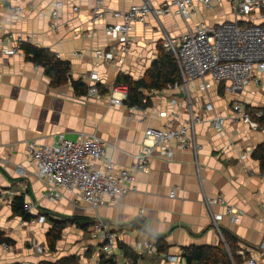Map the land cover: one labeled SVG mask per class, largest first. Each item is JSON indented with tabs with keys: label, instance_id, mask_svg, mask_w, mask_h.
<instances>
[{
	"label": "crops",
	"instance_id": "0c3cea01",
	"mask_svg": "<svg viewBox=\"0 0 264 264\" xmlns=\"http://www.w3.org/2000/svg\"><path fill=\"white\" fill-rule=\"evenodd\" d=\"M55 1L0 0V230L14 242L0 245V264H39L66 256H76L77 264H97L104 255L99 248L101 239L92 238L88 230L75 225H68L55 250L49 251L45 239L49 220L45 217L43 222L24 221L21 225L23 219L11 209L15 196L35 205L33 215L47 211L51 218L84 216L109 222L119 243L138 256L136 264H186L183 250L192 246H221L229 254L223 232L232 236L236 254L243 251L247 259L264 264V170L252 156L256 146L264 142V125L257 121L258 127L251 129L242 120H229L235 102L264 108V73L254 71L248 85L235 94L228 93L221 82L215 83L206 75L189 81L187 90L180 86L182 80L161 90H144L151 99L150 107L130 108L123 103L112 105L107 100L108 88L114 85L118 74L133 79L144 75L157 56L159 44L166 49V37H179L198 22L215 25L235 19L230 2H215L211 8L193 2L186 20L172 12L159 16L158 20L149 15L145 23H133L128 48L123 52L119 38L108 36L104 30L107 24L120 20L107 15L92 21L93 0H79L76 11L71 9L72 0H62L57 28L49 29ZM170 1L151 0V3L157 7ZM141 2L103 0L110 11H124ZM14 4L23 10L20 18L9 12ZM237 19L262 21L256 16ZM16 36L67 61L73 80L88 85L91 74H96L99 95H76L70 83L52 87L42 67L25 60L20 49L5 53V49L16 46ZM97 51L111 52L112 59L95 58ZM172 99L179 106L172 104ZM209 102L213 110L205 108ZM190 109L200 118L194 127L196 154L182 150L176 141L170 142L168 154L154 153L147 168L135 174L134 191L116 202L105 197L106 204L96 209L74 191H63L59 199L45 197V186L37 170L25 163L29 142L50 145L61 135L74 140L86 134L106 144L117 166H129L141 149L147 128L177 126L188 117ZM216 115L224 117L219 129L210 122ZM19 165L24 167L22 172ZM172 189L174 196L169 197ZM218 197L222 202L217 201ZM206 200L210 202L205 203ZM226 205L236 212V222L226 214ZM212 216H219L216 225ZM136 220L143 224V233L126 227ZM147 236L152 243L156 237L162 238L165 252L156 248L154 253L132 249L135 242ZM170 256L177 258L170 260ZM121 257L122 264H133ZM236 264L247 263L241 258Z\"/></svg>",
	"mask_w": 264,
	"mask_h": 264
},
{
	"label": "built area",
	"instance_id": "2783aa9c",
	"mask_svg": "<svg viewBox=\"0 0 264 264\" xmlns=\"http://www.w3.org/2000/svg\"><path fill=\"white\" fill-rule=\"evenodd\" d=\"M37 1V0H32ZM78 1L72 0L71 9L78 10ZM140 5L130 6L124 11H110L104 7L103 0H93L91 8V20L97 21L112 15L119 19V22L109 23L104 28L105 33L111 37H118L120 50L125 52L128 48V34L133 27V23H145L146 17L152 15L156 20L159 16L167 13H174L187 19L193 2L211 8L213 3L222 0H171L162 6H153L151 0H141ZM231 12L235 19L220 22L215 25H207L198 22L192 27H188L181 36L173 38L166 37L164 45L174 56L181 80L180 86L187 90L189 81L201 79L208 75L215 83H222L225 91L235 94L244 89L252 79L254 71L264 73V0H228ZM62 0H56L49 16V29L57 28L59 10L63 7ZM29 9H32L30 5ZM9 12L12 17L20 18L22 8L18 4L10 6ZM239 16H256L262 21L251 22L246 19L240 23ZM8 37V36H7ZM16 46L5 49L6 54H11L19 50V45L24 42L22 37H14ZM97 59H112L111 52L97 51L94 55ZM91 84L86 85L85 96H98L99 78L96 74L90 76ZM127 91L122 85H112L107 91V100L112 105H120L126 99ZM172 104L179 106L177 100L172 99ZM207 110H213V105L209 102L205 105ZM264 110L251 111L250 108L240 103H233L229 120L237 122L242 120L251 129H256L259 123L253 116L260 117ZM165 115V112H162ZM200 122V118L195 116L190 109L188 117L177 126L169 128H147L144 131V139L141 149L135 155L133 162L129 166H117L112 157L107 152L106 144L94 135H80L74 140L59 136L58 140L50 145H40L36 142H29L26 145L25 163L29 167H34L39 179L45 186L44 196L50 199L61 198L63 191H74L91 208L105 205L107 197L110 202H116L127 192L134 191L135 174L144 171L149 160L154 153L159 155L168 154L169 143L176 141L178 146L184 150L189 149L193 154L197 152V145L194 138V127ZM211 124L216 128H221L224 117L214 116ZM97 162L99 165H95ZM20 172L24 167L19 165ZM198 169V167H197ZM174 196V189L169 192V197ZM217 201L222 202L220 197ZM108 202V201H107ZM210 201L206 200L205 203ZM23 210L28 214L36 211L35 205L24 202ZM226 214L232 222L238 220L236 212L230 205H226ZM219 216H212L216 225ZM44 215L40 214L35 218L23 220L21 225L43 222ZM92 238H99L102 241L100 250L106 258H112L116 264H122V254L118 249L119 238L114 231V227L109 222L97 218L93 224L87 228ZM137 232L138 230L135 229ZM264 246V244H262ZM141 248L148 253L155 252V246L150 239L145 238L135 242L132 249ZM165 256L164 253H159ZM238 254L247 264H256L252 258L247 259L243 251ZM176 256H170V260H175Z\"/></svg>",
	"mask_w": 264,
	"mask_h": 264
},
{
	"label": "trees",
	"instance_id": "16d2710c",
	"mask_svg": "<svg viewBox=\"0 0 264 264\" xmlns=\"http://www.w3.org/2000/svg\"><path fill=\"white\" fill-rule=\"evenodd\" d=\"M242 23V21H240ZM19 49L23 52L25 60L34 65L41 66L43 73L49 79V84L52 87H59L70 83L76 95H85L87 86L81 80H73L70 77V68L67 61L58 58L55 53L47 48L36 47L30 43L22 42ZM157 56L152 61L150 67L145 71L144 75L139 79H133L129 75L118 74L114 85H122L126 88L127 96L123 104L127 107L146 108L150 107L152 102L149 96L144 94V90H161L168 86H172L181 81L180 72L175 58L172 53L166 50L159 44L157 47ZM252 112L260 110L258 108L248 107ZM264 110V108L262 109ZM253 119L264 125V113L259 118L253 116ZM252 156L258 160L259 167L264 170V142L256 146ZM24 200L22 196H15L11 200V209L13 214L21 217L23 220H29L32 215L23 210ZM50 223V227L45 233L46 244L49 251H54L57 241L60 239L62 231L68 225H75L81 229L87 230L92 224L93 220L84 216H63L58 218H51L49 212L45 211L43 214ZM128 229H137L139 233H143V224L136 220L126 224ZM225 236V243L229 249V254L221 246L217 247H187L183 250V257L186 264H218L220 262L236 264L241 257L236 254L237 246L233 241L232 236L223 232ZM148 237V236H147ZM149 239V237H148ZM14 242L7 237L3 231L0 230V245H12ZM153 244L157 251L165 252V243L162 238L156 237ZM121 254L126 257L133 264H136L138 256L126 245L118 243ZM238 255V257L236 256ZM18 264V263H15ZM39 264H77L76 256L61 257L55 262L41 261ZM97 264H116L112 258H106L101 255Z\"/></svg>",
	"mask_w": 264,
	"mask_h": 264
},
{
	"label": "rangeland",
	"instance_id": "374dc122",
	"mask_svg": "<svg viewBox=\"0 0 264 264\" xmlns=\"http://www.w3.org/2000/svg\"><path fill=\"white\" fill-rule=\"evenodd\" d=\"M95 209V208H94ZM30 215H32L34 218L37 216V215H39L37 212H36V215H33V214H30ZM44 218H45V216H44ZM97 219V218H96ZM96 219H94L93 221H95Z\"/></svg>",
	"mask_w": 264,
	"mask_h": 264
},
{
	"label": "bare ground",
	"instance_id": "6f19581e",
	"mask_svg": "<svg viewBox=\"0 0 264 264\" xmlns=\"http://www.w3.org/2000/svg\"><path fill=\"white\" fill-rule=\"evenodd\" d=\"M39 209V208H38Z\"/></svg>",
	"mask_w": 264,
	"mask_h": 264
}]
</instances>
